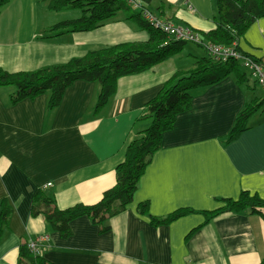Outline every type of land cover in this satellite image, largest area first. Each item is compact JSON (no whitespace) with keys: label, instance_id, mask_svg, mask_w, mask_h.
<instances>
[{"label":"crops","instance_id":"obj_1","mask_svg":"<svg viewBox=\"0 0 264 264\" xmlns=\"http://www.w3.org/2000/svg\"><path fill=\"white\" fill-rule=\"evenodd\" d=\"M144 7L161 20L198 33L217 27L215 0H153ZM70 11H50L48 0H12L0 14V68L13 74L31 72L104 48L150 40V32L128 21L126 12L91 32L49 33L58 24L78 19L68 16ZM238 45L264 63V19ZM196 47L201 52L184 48L145 72L119 79L115 95L96 116L92 111L98 83L76 82L55 110L48 108L50 92L13 103L17 89L0 88V203L6 200L12 209L0 240V264H17L21 244L41 236L48 238L41 250L51 264L261 263L264 211L210 220L189 237L206 222L198 213L221 208L222 200H236L243 191L264 199V111L249 120V129L236 141L223 143L245 106L264 97L261 89L262 95L256 96L252 80L241 86L229 77L193 92L191 110L179 115L173 130L164 135L133 202L109 221V232L102 234L83 217L71 223L72 236L63 239L43 216L31 214L38 189L67 209L96 204L115 186L128 145L150 125L141 119L144 107L175 73L190 71L208 57ZM141 203H149L151 215L159 218L181 209L197 213L154 227L139 214Z\"/></svg>","mask_w":264,"mask_h":264},{"label":"trees","instance_id":"obj_2","mask_svg":"<svg viewBox=\"0 0 264 264\" xmlns=\"http://www.w3.org/2000/svg\"><path fill=\"white\" fill-rule=\"evenodd\" d=\"M11 1L0 0V14ZM136 1L145 8L144 4H150L153 0ZM215 5L216 29L209 33H199L206 43L225 47L236 44L234 48L239 49V42L251 27L258 20L264 19V0H215ZM48 9L53 12L80 9L84 12L80 19L63 22L51 28L48 32L52 35L91 32L104 26L108 20L116 18L120 12H126L128 21H133L150 32V40L146 43L104 48L84 57L73 58L65 64L31 72L13 74L0 68V88L13 86L17 89L12 96L13 103L33 100L50 92L48 108L55 110L60 106L67 89L76 82L98 83L100 89L92 111V115L96 116L115 95L119 79L151 69L156 64L180 54L188 44L169 40L162 32L152 28L143 19L140 10H131L127 0H48ZM195 46L204 49L202 46ZM229 77L235 78L241 86H247L252 80L240 62L232 60L228 63H216L209 55L198 60L192 70L175 73L158 96L144 107L141 119L148 120L150 125L138 132L128 145L125 160L116 169L115 186L107 190L96 204H78L67 209L58 207L54 195L38 189L32 199V216H43L46 223L63 239L72 236L71 223L83 217L89 218L102 234L109 232V221L123 213L133 202L146 168L162 147L164 135L173 130L179 115L191 110L193 92L216 85ZM254 84L258 85L255 81ZM263 111L264 97L250 101L237 116L233 129L223 139V143L229 145L236 141L249 129V120ZM222 203L223 206L215 211L198 213L205 216L206 222L189 237L210 220L226 215L262 214L264 211V199L248 191H243L236 200L224 199ZM137 209L140 215L149 218L154 227L168 226L197 213L190 209H181L165 218H159L151 215L149 203H141ZM11 213V206L3 200L0 203V240L8 228ZM17 264L51 263L44 259L42 250L39 254L32 252L29 242L26 241L19 248ZM260 264H264V258Z\"/></svg>","mask_w":264,"mask_h":264},{"label":"built area","instance_id":"obj_3","mask_svg":"<svg viewBox=\"0 0 264 264\" xmlns=\"http://www.w3.org/2000/svg\"><path fill=\"white\" fill-rule=\"evenodd\" d=\"M127 2L129 5L139 9L143 19L152 28L166 35L169 40L202 46L216 63H228L232 60L240 62L242 67L248 71L252 80L264 90V64L253 59L249 55H246L240 51V49H235L234 46L236 44L233 47H225L206 43L202 40V37L198 32H195L190 28L175 25L170 21L161 20L148 9L142 8L141 4L136 0H127ZM49 186H51V184H49ZM47 240L48 238L46 236H41L36 240L30 241L29 248L32 252L39 254L43 247L42 245L47 242Z\"/></svg>","mask_w":264,"mask_h":264},{"label":"rangeland","instance_id":"obj_4","mask_svg":"<svg viewBox=\"0 0 264 264\" xmlns=\"http://www.w3.org/2000/svg\"><path fill=\"white\" fill-rule=\"evenodd\" d=\"M131 10L133 11V8ZM68 14H69L68 16H73V17L79 19L84 15V12H83V10L78 9V10L70 11ZM52 16H60V15H52ZM61 16H63V15H61ZM189 49L199 50L201 52V50L199 48H197L194 44H190V43L186 44V46H185V50H189ZM252 82L254 83V80H252ZM256 87H257L256 96L262 95L260 87L258 85Z\"/></svg>","mask_w":264,"mask_h":264}]
</instances>
